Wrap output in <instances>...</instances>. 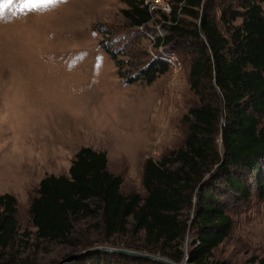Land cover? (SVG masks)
Segmentation results:
<instances>
[{"label":"rangeland","instance_id":"374dc122","mask_svg":"<svg viewBox=\"0 0 264 264\" xmlns=\"http://www.w3.org/2000/svg\"><path fill=\"white\" fill-rule=\"evenodd\" d=\"M125 7L124 0H65L31 12H6L0 18V194L15 195L19 226L5 259L17 264H68L96 244L168 257L160 248H145L143 232L131 230V216L128 231L108 238L103 237L98 215L75 220V233L90 244L74 246L37 237L29 212L40 178L67 174L82 145L106 152L107 168L121 176L123 193L144 196L145 159L159 160L184 144L189 126L184 116L199 103L189 80L194 48L187 40L163 41L164 50L174 48L181 59L180 71L173 73L167 64L150 82L123 81L100 40L122 50L123 70L132 74L154 57L151 48H157L146 31L154 34L159 25L165 37L171 23L169 14L160 12L143 28L130 25L122 12ZM185 18L192 26L190 17ZM217 148L222 151L219 133ZM224 198L232 226L209 260L253 264L250 257L256 256L258 264L257 259L264 258L263 203L255 193L248 200ZM194 201L195 194L193 204L180 211L188 223ZM195 238L196 232L188 227L183 257Z\"/></svg>","mask_w":264,"mask_h":264},{"label":"trees","instance_id":"16d2710c","mask_svg":"<svg viewBox=\"0 0 264 264\" xmlns=\"http://www.w3.org/2000/svg\"><path fill=\"white\" fill-rule=\"evenodd\" d=\"M130 25H144L151 12L143 0H124ZM264 0H173L170 33L164 42L187 40L194 48L190 86L199 103L189 107L184 144L159 160L147 157L142 171L146 194L120 190L122 178L107 168V155L80 146L67 174L40 178L29 212L36 236L67 244L89 245L75 233L74 221L98 215L104 238L129 230L142 231L148 250L180 261L188 227L196 238L186 250L193 264H224L209 260L212 249L229 233L232 217L224 195L248 200L252 193L264 205ZM190 17L185 24V17ZM179 39V40H178ZM160 39L157 40V44ZM113 43V42H111ZM115 61L123 81H152L167 63L152 57L132 74L123 70L122 50L100 40ZM222 118V121L220 120ZM220 134L222 151L217 148ZM198 184V185H197ZM188 223L180 211L193 204ZM16 197L0 194V264H17L4 252L19 235ZM23 231V235H27ZM83 240V239H82ZM167 247L174 248L168 251ZM264 264V258H258ZM254 264L256 256H251ZM68 264H166L143 256L95 250Z\"/></svg>","mask_w":264,"mask_h":264},{"label":"built area","instance_id":"2783aa9c","mask_svg":"<svg viewBox=\"0 0 264 264\" xmlns=\"http://www.w3.org/2000/svg\"><path fill=\"white\" fill-rule=\"evenodd\" d=\"M143 3L146 5L148 10L151 12L150 20L154 18L155 14L157 13L160 14V12L168 15L170 14L171 9H172V0H143ZM168 21L171 22L170 18ZM146 25L147 24H144V25L142 24V25H138V27L143 28ZM156 28L157 30L154 32V34H152L151 31L150 32L146 31V34L151 39H153L152 44L157 45V48H155V50L151 48L150 53L154 57L158 56L164 59L167 62L168 66L170 67L171 71L173 73H177L180 71L182 67L181 59L178 57L174 48H171L169 50H164L163 48V45H165L163 43L164 34L161 32L162 30L159 25H157ZM158 39H160V41L157 44Z\"/></svg>","mask_w":264,"mask_h":264},{"label":"snow or ice","instance_id":"6c2138e0","mask_svg":"<svg viewBox=\"0 0 264 264\" xmlns=\"http://www.w3.org/2000/svg\"><path fill=\"white\" fill-rule=\"evenodd\" d=\"M61 2H65V0H0V18H3L6 12H12L13 15H16L17 12H31Z\"/></svg>","mask_w":264,"mask_h":264},{"label":"water","instance_id":"95a60500","mask_svg":"<svg viewBox=\"0 0 264 264\" xmlns=\"http://www.w3.org/2000/svg\"><path fill=\"white\" fill-rule=\"evenodd\" d=\"M95 250L121 252V253H126V254H131V255L143 256V257L152 258V259L164 262L166 264H193L192 262L189 261L187 253L185 254L184 257L181 258L180 261H175L169 257L162 256L159 254H155L152 252L141 251V250H137V249L110 246V245H106V244H96V245L87 247L81 253L95 251Z\"/></svg>","mask_w":264,"mask_h":264}]
</instances>
